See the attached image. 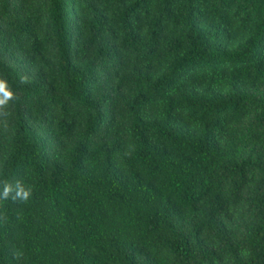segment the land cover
I'll return each mask as SVG.
<instances>
[{
  "label": "trees",
  "instance_id": "trees-1",
  "mask_svg": "<svg viewBox=\"0 0 264 264\" xmlns=\"http://www.w3.org/2000/svg\"><path fill=\"white\" fill-rule=\"evenodd\" d=\"M0 81V264H264V0H0Z\"/></svg>",
  "mask_w": 264,
  "mask_h": 264
},
{
  "label": "clouds",
  "instance_id": "clouds-1",
  "mask_svg": "<svg viewBox=\"0 0 264 264\" xmlns=\"http://www.w3.org/2000/svg\"><path fill=\"white\" fill-rule=\"evenodd\" d=\"M12 99V93L5 90V84L3 81H0V107H3L8 100ZM18 191L16 196L21 199H27L28 195L30 194L29 191H24V189L20 186L19 182L17 183ZM11 189L9 187H5L4 198H7V193Z\"/></svg>",
  "mask_w": 264,
  "mask_h": 264
}]
</instances>
